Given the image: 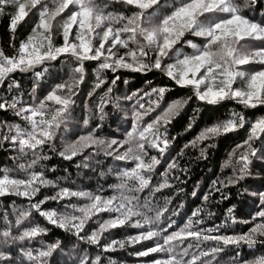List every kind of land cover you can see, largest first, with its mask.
Segmentation results:
<instances>
[{"label": "snow or ice", "instance_id": "obj_1", "mask_svg": "<svg viewBox=\"0 0 264 264\" xmlns=\"http://www.w3.org/2000/svg\"><path fill=\"white\" fill-rule=\"evenodd\" d=\"M115 4L126 5L127 8L122 12L109 11V7ZM162 7L164 5L161 0H0V16L9 17V32L13 41L11 46L15 49V54L11 56L0 49V85L7 82V92L16 93L11 96L0 93V110L11 111L24 125H7V132L0 133V149L7 143L20 157H31L27 164L18 165L19 170L27 173V179L13 178L8 169H4L0 176V197H24L29 201L28 210H20L14 224L6 212L3 214V224L0 225V264H60L54 253L61 249V241L49 243L40 249L27 248L22 243H31L46 233V229L38 225L23 227L31 210L80 241L97 247H100L103 234L112 229L129 225L135 229L147 228V231H139L123 240L104 244L102 250L105 253L114 252L126 246L155 240L153 247L136 253L138 258L156 253L167 254L166 258L153 259L150 264H204L202 257L211 255L215 260L228 246H233L235 252L233 264H264V255L253 259H245L242 255L243 246L249 250L257 245L264 247V191L252 193L258 197L261 210L250 220H238L233 215V206L228 208L224 222L212 228L200 227L204 223L200 217L206 211L203 207L192 211L183 227H179L174 219L164 227L162 217L169 212L168 206L172 200L165 198L162 208L154 202L157 193L175 187L170 181L184 182L179 175L173 176L172 173L178 171L186 175L188 172L179 163L185 149L199 148L198 159H206L208 149L214 145L209 143L201 147L205 141L243 129L247 122L250 124L247 138L232 150L223 165L233 169L232 176L226 180L213 181L209 192L203 196V200L208 201L215 192L221 194L222 200L229 199L223 190L228 185L243 181L249 175L253 161L264 163V116L255 121H246L242 112L232 111L228 119L204 128L186 143L177 157H173L167 164L161 182H152L157 166L162 163L158 156L164 157L176 139L169 138V125L193 97L200 104L213 106L214 110L229 101H235L246 109L264 106V68L250 74L243 68L250 64L264 65V47L250 50L246 43L248 40L264 41V0H244L242 5L236 0H179V5L157 23ZM246 10L251 15L243 14ZM129 11L130 14H126ZM32 15L37 17V22L17 48L15 33L26 18ZM58 17L63 21V43L60 45L54 44L52 37V21ZM186 34L202 38V44L188 39ZM180 45L191 48V54L184 52L182 47H178ZM65 56L76 62L68 78L58 83L42 84L41 81L48 79L52 62L59 63ZM86 61H101L96 70V83L88 93L89 96L106 83L100 76L106 69L113 73L120 69L142 74L158 72L167 77L171 85L154 87L139 96L131 112L130 130L125 131L123 139L99 136L97 133L102 130V126L97 124L96 128L80 135L57 153L67 161L82 156L77 167L85 169L90 168L94 156L101 154L115 161L117 167L109 171H115L119 177V183L110 186L116 194L104 197L89 191L62 187L54 195L44 196L32 203L42 188L57 186L55 181L45 176L42 162L51 157L45 155L43 149L50 147L56 152L57 135L66 130L72 108L81 92ZM14 73L31 75L30 93L23 90L22 84L14 79ZM57 75L52 73L51 80H55ZM118 80V76L111 80V86L96 106L101 121L106 118L105 105L111 102L109 93ZM239 82H243L244 86H237ZM175 87L190 89L193 96L175 99L163 107L166 94L171 93ZM25 95L28 99H25ZM138 95L133 93L126 99L131 101ZM153 96L155 99H151ZM144 97H149L146 105L140 102ZM193 111L194 116L186 131H191L195 126L198 118L196 114L200 109ZM153 113H156L155 116L145 122ZM117 119L118 115L113 116L114 123ZM84 124H89L88 119L84 120ZM257 141L259 145L254 146ZM238 149L242 151L237 158ZM153 150L158 155H150ZM121 162L125 164L123 168L119 167ZM129 162L131 166H128ZM37 167L40 171L34 170ZM99 175L104 176L105 173ZM145 191L149 195L141 200L140 194ZM197 191L192 192L193 197L197 196ZM72 197L89 201L78 209L74 205H65L81 215L42 210V206L49 201L60 203ZM105 212L113 214L112 218L100 223L90 235L85 234L89 220ZM176 214L178 210L172 212V215ZM213 215L208 212L207 218L211 219ZM228 221L252 226L245 232L221 234V229L229 227ZM173 227L178 230L170 231ZM15 231L19 234H14ZM207 241L215 242L217 247L208 251L201 250V245ZM80 264H101V256L91 259L85 255ZM109 264L116 262L109 261ZM207 264H212V260Z\"/></svg>", "mask_w": 264, "mask_h": 264}, {"label": "trees", "instance_id": "obj_2", "mask_svg": "<svg viewBox=\"0 0 264 264\" xmlns=\"http://www.w3.org/2000/svg\"><path fill=\"white\" fill-rule=\"evenodd\" d=\"M164 7L159 10V17L156 22L163 16L170 14L173 7L179 5V0H161ZM238 4H243L244 0H236ZM127 8L126 5H111L109 11L122 12ZM7 11L11 12L12 9ZM264 11V9H262ZM126 14H130L126 12ZM245 15H251L247 10L243 13ZM259 19V17H257ZM37 22V17L35 15L26 18L17 29L15 33V45L18 48L21 40L27 38V36L32 32V29ZM63 21L58 17L56 20L52 21V37L53 43L60 45L63 43L62 40V25ZM188 39H193L195 43L202 44V38H193L191 35L186 34ZM13 43L11 39V33L9 32V17L7 15L0 16V49L4 51L6 55H14L15 49L11 46ZM247 45L250 50H255L264 47V41L258 40H248ZM182 50L186 53L191 54L192 49L186 45H180ZM123 49H121V54ZM101 61H86L85 62V78L80 85L81 92L76 98V104L73 106L70 119L67 122L66 130H62L58 133L55 140L56 152L50 147L43 149L45 155L51 157L48 161H43L45 167V176L56 182L57 186L48 188H42L38 195V198H33L32 203H35L37 199H43L44 196L54 195L59 188L68 187L72 190L89 191L94 195H103L104 197H110L115 193L114 189L110 187L119 183V177L115 171H109L110 169H115L117 164L115 161L108 159L103 156H94L90 161V168L77 167L80 163L82 156L74 158L72 161H67L62 159L57 153L63 150L66 144L74 142L80 135L86 134V132L92 128H96L97 124L102 126V130H98V135L107 139L116 136L119 139H123L126 130H130V117L131 112L136 105L139 96H143L144 92L150 91L154 87H160L164 85H171V82L167 77L159 74L158 72H150L147 74H142L138 72H133L130 70L120 69L116 73H113L110 69L103 70L100 73L101 78H103L106 83L101 85L100 88L96 89L92 96L88 93L92 91L94 84L96 83V70ZM171 62V61H169ZM76 66L74 59L70 57H62L57 62H52L49 68V73L47 74L48 79L41 81L44 83H58L62 80H66L71 72V69ZM244 70L249 74L255 71H259L264 68V65L260 64H250L243 66ZM52 73H58L55 80H51ZM14 79L22 84V89L31 92L32 77L30 74L14 73L12 74ZM118 76L119 80L113 88V91L109 93L110 103L105 105L106 118L101 121L99 119V111L97 105L100 103V97L104 95L107 88L111 86V80ZM237 86L243 87V82H239ZM0 93L4 95L11 96L16 93L7 92V82L5 85H0ZM133 93H138L139 95L132 99L127 100L126 97L132 96ZM193 96L190 89H181L175 87L173 91L166 94L163 107H166L168 103L175 99L187 98ZM25 99L28 96L25 95ZM149 97H144L140 100L141 103L147 104ZM155 99V97H151ZM218 107V106H217ZM200 109L197 115L195 126L191 131H186L190 119L194 116V109ZM162 110V109H161ZM232 111L242 112L245 115L246 121H255L260 116H264V106H257L255 109H246L243 105L237 104L235 101L225 102L223 107H218V110H214L213 106H205L200 104L193 99L190 101L189 105L176 117L172 123L169 125L168 135L169 138L175 137L176 139L172 141L167 153L164 157H159L162 160L161 165L157 166L155 172V177L153 179V184H158L162 180V174L167 168V164L171 162L173 157H177V154L183 148V146L191 141L201 130L211 126L219 121L228 119ZM156 113L152 116L147 117L146 121L152 119ZM119 116L116 122H113V116ZM88 119L89 124L86 126L84 120ZM13 123L23 122L14 116L11 111L0 110V133L7 132V125ZM123 124L124 127H120ZM250 129V124L246 122L243 129H239L236 132L229 133L224 136L215 138L214 140L205 141L201 147L206 144H213L214 146L208 149L206 159H198L199 148L193 149L188 148L184 150V156L179 158V163L181 168H187L188 172L186 175H181L180 172L175 171L172 173L173 176H180L183 183H177L176 181H170L175 185V187L170 189H165L160 193H157L154 202L158 207H164V199L171 198L172 203L168 206L169 212L162 217V226L166 227L171 220H176L179 227L187 222L188 217L191 215L198 207H203L206 209L205 213L201 215V219L204 223L200 225L203 228H212L218 224L224 222L227 210L230 207L235 206L233 215L238 220H250L255 213L261 210L259 205V200L257 196H253L252 193L258 191H264V163L253 161L250 166L249 175L238 184L228 185L227 188L223 190V194L227 195L229 199L222 200L220 193H212L208 201L203 200L205 193L209 192L213 181L226 180L227 177L232 176L233 169L231 167H224V162L228 160L229 154L232 152L237 145L242 144L247 138ZM259 141L256 145L258 146ZM242 149H238L236 157L238 158ZM87 152H85V155ZM150 155H158L155 150L149 153ZM28 157H20L18 152L9 144L5 143V146L0 149V176L3 175V170L8 169L9 175L17 179H27V173L25 171L19 170L18 165L20 163L27 164L30 160ZM125 164L121 162L120 168H123ZM128 166H131L130 162ZM35 171H40L37 167ZM105 173L104 176L99 175V173ZM219 187V184H217ZM183 189V191H179ZM102 190V191H101ZM197 191V196L193 197L192 192ZM246 190V191H245ZM149 193L145 191L141 193V200L148 196ZM89 203L86 198L72 197L70 199H65L60 203L49 201L42 206V210L51 211L55 210L58 214L64 212H70L75 215H81V213L73 212L72 208H66L65 205H74L76 209L83 207V205ZM29 201L24 197H0V225L3 224V214L6 212L8 214V219L14 224L16 219V214L20 210H28ZM180 205H183L180 208ZM174 210H178V214L172 215ZM211 212L214 215L211 219L207 218V213ZM111 213H100L89 220L88 224L85 226V234L90 235L93 230L99 227L100 223L105 220L112 218ZM259 222V221H257ZM229 227L227 229H221V234L231 235L236 233L245 232L251 227V224H233L228 221ZM39 226L46 229V233L38 236L31 243L22 242L25 247L40 249L49 243H54L57 240L61 241V249L54 253V255L59 259L60 264H64L65 261L68 264H80L81 258L85 255L91 259H95L97 255L101 256V264H109V261H115L116 264H150V261L157 258H166L165 253L152 254L146 258H138L136 253L139 251L146 250V248L153 247L156 243L153 241H145L142 244L126 246L124 249H119L114 252H103L102 248L104 244H109L113 240H123L128 236L137 234L139 231H147L145 229H135L130 225L112 229L106 232L101 237L100 247L95 245H89L84 241H80L75 236L69 234L65 230L52 225L44 217L40 216L35 210L30 211V216L28 221H26L23 227ZM23 229L21 228L20 231ZM178 230L177 227H173L170 231ZM14 234H19L15 231ZM167 234V233H165ZM162 243V240L160 241ZM188 241H186V244ZM217 247L216 243L213 241H207L201 245V250L208 251L210 248ZM235 252L233 246H228L223 252L219 253L215 260L212 259L211 255L207 257H202L204 264H207L209 260H212V264H233V257ZM242 255L245 259H253L264 255V247L257 245L256 248L249 250L247 246H243Z\"/></svg>", "mask_w": 264, "mask_h": 264}]
</instances>
